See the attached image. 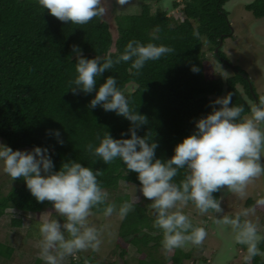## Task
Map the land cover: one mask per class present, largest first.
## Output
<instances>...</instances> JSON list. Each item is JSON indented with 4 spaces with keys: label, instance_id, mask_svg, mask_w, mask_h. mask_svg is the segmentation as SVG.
Wrapping results in <instances>:
<instances>
[{
    "label": "trees",
    "instance_id": "obj_1",
    "mask_svg": "<svg viewBox=\"0 0 264 264\" xmlns=\"http://www.w3.org/2000/svg\"><path fill=\"white\" fill-rule=\"evenodd\" d=\"M164 1L142 0L140 14L116 16L118 38L114 41L110 25L103 18H94L86 25L64 23L41 9L36 0H0V139L14 151L49 148L55 170L69 160L94 171L103 170L98 180L108 196L114 198H107L104 206L94 209L95 215H103L107 204L132 201L129 194L120 192L124 186H139V181L136 173L125 174L121 161L105 165L86 150L89 143L98 146L97 138L107 132L115 139L130 138L121 137V133L128 131L131 122L99 106L91 109L95 92L73 95L70 85L77 75L74 45L88 59L111 56L115 60L132 40L173 49L160 60L147 62L139 73L131 69V61L121 62L97 78V87L108 76L117 79L130 110L148 120L137 134L159 144L156 156L161 160L170 159L174 148L195 131V121L212 112L210 102L232 93V104L244 108L245 118L251 110L248 99L260 97L240 68L233 67L234 75L223 77L217 72V65L206 58L205 46L217 63L231 67L222 49L224 40L233 32L223 8L228 0H184L182 20L169 16L163 8L153 12V5ZM180 6L177 2L172 4L175 9ZM246 7L255 18L264 19V0H255ZM193 66L199 68L198 73L191 70ZM49 130L60 131L63 146ZM183 177L181 170L177 182ZM16 182L6 196H0V217L11 209L57 215L51 202L36 201L22 178ZM214 196L220 199L221 194ZM247 207L264 214V204L258 201L250 200ZM151 210L148 203L136 204L123 219L117 242L123 264H129L126 258L130 246L139 255L136 264H183L191 259L190 253L179 248L172 255L162 253L163 234L153 226L155 216ZM11 226L23 227L22 218L12 219ZM258 247L264 253V238ZM242 249L247 252L245 245ZM15 252L14 247L0 243V264H13ZM78 254L79 259L72 258L69 264H115L94 259V253ZM34 264L44 262L37 258ZM251 264H264L262 255Z\"/></svg>",
    "mask_w": 264,
    "mask_h": 264
},
{
    "label": "clouds",
    "instance_id": "obj_2",
    "mask_svg": "<svg viewBox=\"0 0 264 264\" xmlns=\"http://www.w3.org/2000/svg\"><path fill=\"white\" fill-rule=\"evenodd\" d=\"M127 2L117 0L121 5ZM36 3L59 21L76 25H86L94 18H102L106 11L105 0H36ZM73 52L77 60V75L70 85L73 95L95 92L89 105L91 109L99 106L131 122L128 131L121 133V137L130 135V138L115 139L107 132L103 138H97L98 146L89 143L86 150L105 165L121 161L126 175L137 174L139 192L151 201L149 207L155 216L153 226L162 231V248L170 252L186 244H203L206 229L195 226L181 210L182 206L192 204L201 215L210 211L220 214L215 222L228 225L236 232V242L247 247L245 264H251L255 257L262 255L258 247L261 236L257 224L245 219L254 209H246L235 217L223 215L221 200L214 193L227 189L243 197L247 186L264 175L261 162L264 153V96L259 97L258 103L250 110V117L246 118H242L244 108L232 104V93L210 102L212 112L195 121V131L174 148L170 159L161 160L156 156L159 144L137 134L148 120L130 110L117 79L108 76L97 87V78L121 62L131 61V69L139 73L147 62L158 61L173 49L132 40L115 60L111 56L88 59L75 45ZM191 70L199 72L195 66ZM49 134L63 146L59 130H49ZM52 155L46 147L14 151L0 143L2 171L14 181L22 178L37 202H51L55 212L63 218V222L44 219L38 225L40 258L44 264H61L66 256L99 250L102 229L97 228L90 218L94 209L99 210L106 204L108 193L98 180L103 170L94 171L74 160L63 162L59 170H55ZM181 170H184V177L177 182ZM138 202L137 196L135 202L125 201L118 210L116 205L107 204L103 207V215L111 217L116 214L124 219L134 211ZM258 203L264 204V200Z\"/></svg>",
    "mask_w": 264,
    "mask_h": 264
},
{
    "label": "rangeland",
    "instance_id": "obj_3",
    "mask_svg": "<svg viewBox=\"0 0 264 264\" xmlns=\"http://www.w3.org/2000/svg\"><path fill=\"white\" fill-rule=\"evenodd\" d=\"M255 0H228L224 5V10L229 15V21L233 30L232 36L227 37L223 42V52L225 53L231 67L217 63L208 47H204L206 58L214 65H217V72L223 77L234 75L233 67H238L244 71L248 78L252 81L255 91L259 96H264V19H257L247 9V5ZM173 2L181 5L178 9L172 7ZM184 0H165L163 3L154 4L153 12L158 9H165L169 12V16L183 19L181 11ZM142 0H128L125 4L117 3V0H105L104 7L106 9L102 17L111 28L114 41L118 38L115 18L123 15H138L141 12ZM219 64V65H218ZM244 93V91L241 89ZM245 94V93H244ZM248 103L249 99H248ZM252 108V106H251ZM251 112L245 116L250 117ZM262 127H264L262 125ZM0 143L7 145L6 141L0 139ZM26 150V149H25ZM24 151V150H23ZM31 151V150H28ZM262 164H264V153H262ZM17 185L16 180H12L2 171L0 166V196H6L14 186ZM123 187L121 194H129L132 202L139 197L136 204H150L139 192V186ZM119 193V194H120ZM221 207L223 215L235 217L242 213L247 207L250 200H264V175L254 179L246 188L245 195L241 197L232 193L227 189L220 192ZM109 199L114 196H108ZM122 204H116L117 210ZM181 210L187 214L192 222L198 227H204L207 231V237L203 244L195 246L186 244L179 248L186 253L191 254V259L185 260L183 264H240L245 262L247 252L242 249V245L236 242V232L228 225L217 224L216 218H220V214L208 213L201 215L198 210L188 204L182 206ZM153 214V211L151 210ZM22 218L23 227L14 228L11 226L12 219ZM44 219H57L60 222L62 218L57 214L53 216L50 212L41 214L21 213L14 209L8 210L4 216L0 217V243H4L16 249L13 264H34L37 258H40L38 225ZM245 219L251 220L257 224L258 233L261 239L264 238V214L255 210ZM91 222L101 232V245L98 251L82 252L84 256L94 253V259L103 263L123 264L119 259V249L117 247L120 227L123 219L118 215L105 217L104 215H93ZM172 251L163 250L165 255H172ZM139 255L133 246L128 248L126 261L129 264H136ZM264 259V253H262ZM72 258L79 259V254L75 253L66 256L61 264H69ZM41 259V258H40Z\"/></svg>",
    "mask_w": 264,
    "mask_h": 264
},
{
    "label": "flooded vegetation",
    "instance_id": "obj_4",
    "mask_svg": "<svg viewBox=\"0 0 264 264\" xmlns=\"http://www.w3.org/2000/svg\"><path fill=\"white\" fill-rule=\"evenodd\" d=\"M256 94L259 96V94L256 92ZM249 104L252 106V107H254L257 103H258V97H256V95H255V100L254 99H249ZM264 126V125H263Z\"/></svg>",
    "mask_w": 264,
    "mask_h": 264
}]
</instances>
